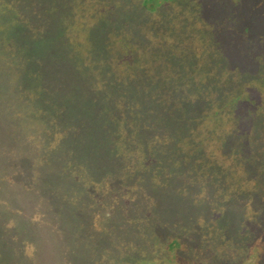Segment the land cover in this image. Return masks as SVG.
<instances>
[{"label": "trees", "instance_id": "1", "mask_svg": "<svg viewBox=\"0 0 264 264\" xmlns=\"http://www.w3.org/2000/svg\"><path fill=\"white\" fill-rule=\"evenodd\" d=\"M74 1L0 0V53L9 61L0 111L26 124L42 169L31 193L0 181V264H243L192 208L178 214L149 209L148 195L134 199L168 149L170 159L182 149L190 164L198 157L185 151L195 143L228 159L246 135L250 148L264 138V119L247 117L264 102V67L240 57H256L264 42L244 10L236 16L259 4L131 0L115 9L102 0L72 14ZM214 36L234 38L228 49L238 57L227 70L209 58Z\"/></svg>", "mask_w": 264, "mask_h": 264}, {"label": "rangeland", "instance_id": "2", "mask_svg": "<svg viewBox=\"0 0 264 264\" xmlns=\"http://www.w3.org/2000/svg\"><path fill=\"white\" fill-rule=\"evenodd\" d=\"M109 1L114 2L112 6L116 9L124 6V2L131 0ZM103 2L106 1L76 0L73 3L69 2L72 4L70 12L77 13V6L94 5L96 7L97 3L102 4ZM205 3L206 1H202L201 5H205ZM250 3L251 5L259 4L254 8L255 11H250V8H247L249 6H244L238 9L236 16L243 15L244 10L253 37L264 42V0H252ZM56 13L58 14V11ZM233 26L232 23L231 27ZM215 36L211 37L206 45L209 58L214 60L215 65H218L220 69L226 68L227 70L230 64L234 65L235 59L238 57V53L232 47V50L228 49L233 44L234 38L233 36L224 38ZM262 46L253 47L256 57L249 53L245 57H240L246 64L264 67V45ZM5 57V53H0V63H2L0 68L2 69L9 62ZM217 75L222 80L223 77L219 76L221 73L217 72ZM1 83L0 77V85ZM2 104L3 101L0 99V108ZM263 105L264 102L258 104L256 110L247 117L255 119L256 115V119H264ZM3 111H0V177L2 178L0 181L14 189L21 188V191L31 193L34 186L36 187L35 181L40 178V173H42V169L38 167L36 154L33 149L27 146V137L32 136V133L26 132V124L21 121L15 127L13 120L9 119L11 116ZM244 131V128L235 130L242 136H244ZM170 133L172 138L181 134L177 129L171 130ZM261 133L258 134L259 137L264 134ZM243 140L249 142L243 143L244 145H235V156L232 157L231 153L228 159L222 154H212L210 151L212 147L208 148L207 144H203L206 145L203 146L206 149H203L202 145L196 143L191 145V150L185 151L183 148L186 153L193 151L194 156L198 157L195 160H190V164L186 159H181L184 154L182 149L180 154L174 155L175 159L169 158L173 152L171 149L159 154L152 164V169H149L151 172H156L154 174L148 172L138 180L137 189L143 193L137 190L134 201L139 204L142 195H148L147 201L144 202L149 209H152L154 205L156 206L153 210L164 209L167 205H171L179 214L192 208L193 213L205 220L206 231H211V234L214 233L218 236L217 241L222 239L217 245L226 244V255H230L229 258L238 256L243 260V264H247L251 257V260L256 261V264H264V154L260 157L264 138L256 141L257 146L253 148H250L253 141L249 136L246 135ZM173 142L176 144L174 147L180 146L179 141L174 140ZM135 162L138 163V161ZM215 165L229 166L230 172L221 174L214 170ZM189 167L190 174L186 173ZM171 169L179 171L176 174H169ZM192 171L199 174L191 173ZM165 199L167 201H164ZM46 235H48L47 232ZM259 235L263 242L258 238ZM52 237L49 235L50 240L46 241L49 245H52ZM256 238L258 239L253 244ZM55 244L53 242L52 247Z\"/></svg>", "mask_w": 264, "mask_h": 264}]
</instances>
